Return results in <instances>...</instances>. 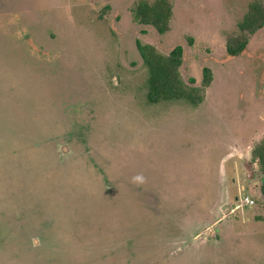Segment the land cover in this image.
Segmentation results:
<instances>
[{"label":"rangeland","instance_id":"obj_1","mask_svg":"<svg viewBox=\"0 0 264 264\" xmlns=\"http://www.w3.org/2000/svg\"><path fill=\"white\" fill-rule=\"evenodd\" d=\"M137 1L0 0V264H264L247 154L264 136V25L226 50L252 0H171L163 34ZM136 40L180 44L203 101L149 102Z\"/></svg>","mask_w":264,"mask_h":264},{"label":"trees","instance_id":"obj_2","mask_svg":"<svg viewBox=\"0 0 264 264\" xmlns=\"http://www.w3.org/2000/svg\"><path fill=\"white\" fill-rule=\"evenodd\" d=\"M132 12L140 23L151 25L157 33L163 34L169 29L173 7L171 0H138ZM263 25L264 3L252 0L237 22V32L227 40L228 54L235 56L241 53L248 43L249 36ZM136 48L148 71L146 96L149 102L185 100L192 105H198L203 101V89L187 85L180 76L179 68L183 61V47L180 44L174 46L167 54L159 52L152 44L139 40H136ZM211 80L210 68L204 67L202 86H208ZM190 81L193 82L194 79L190 78ZM250 159L264 173V136L252 147ZM261 193L264 197V176L261 178ZM257 218L264 219V215Z\"/></svg>","mask_w":264,"mask_h":264},{"label":"crops","instance_id":"obj_3","mask_svg":"<svg viewBox=\"0 0 264 264\" xmlns=\"http://www.w3.org/2000/svg\"><path fill=\"white\" fill-rule=\"evenodd\" d=\"M261 140V139H260ZM259 140V141H260ZM258 142V141H257ZM252 148V147H251ZM251 148H250V150L249 151H247V154H250V156L249 157H251ZM250 159V158H249ZM257 167H258V165L256 164V163H254ZM258 169H259V167H258ZM261 174H260V196L262 197V199H263V201H264V197H263V195H262V193H261V178L264 176V173L262 172V171H260V170H258ZM259 182L257 181V183L259 184ZM242 189L244 190V187H242ZM242 194H245L244 192H241V198H242ZM246 195H248L250 198H252L249 194H246ZM253 199V198H252ZM254 200V199H253ZM258 216H263L264 215V210H263V203H262V212H260V213H258L257 214ZM257 216V217H258ZM256 220L257 221H264V219H260V218H256Z\"/></svg>","mask_w":264,"mask_h":264},{"label":"built area","instance_id":"obj_4","mask_svg":"<svg viewBox=\"0 0 264 264\" xmlns=\"http://www.w3.org/2000/svg\"><path fill=\"white\" fill-rule=\"evenodd\" d=\"M241 199L246 205L252 206L254 204V200L246 194H242Z\"/></svg>","mask_w":264,"mask_h":264},{"label":"water","instance_id":"obj_5","mask_svg":"<svg viewBox=\"0 0 264 264\" xmlns=\"http://www.w3.org/2000/svg\"><path fill=\"white\" fill-rule=\"evenodd\" d=\"M64 149H66V147H64Z\"/></svg>","mask_w":264,"mask_h":264}]
</instances>
